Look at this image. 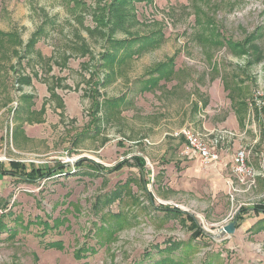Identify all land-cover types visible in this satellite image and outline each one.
Listing matches in <instances>:
<instances>
[{
  "label": "rangeland",
  "instance_id": "obj_1",
  "mask_svg": "<svg viewBox=\"0 0 264 264\" xmlns=\"http://www.w3.org/2000/svg\"><path fill=\"white\" fill-rule=\"evenodd\" d=\"M104 9L107 26L95 29ZM0 32V162L39 170L34 181L0 177V264H264V213L248 210L243 226L219 236L241 208L264 203L262 181L213 201L199 177L176 182L180 143L159 139L180 123L168 117L179 102L150 86L156 76L169 83L170 67L188 68L176 99L187 93L191 116L221 105L233 118L236 106L252 104L249 124L264 145V104L255 105L256 96L264 102V0H0ZM83 158L102 172L78 165ZM110 226L111 237L101 229ZM55 241L59 248L48 246Z\"/></svg>",
  "mask_w": 264,
  "mask_h": 264
},
{
  "label": "crops",
  "instance_id": "obj_2",
  "mask_svg": "<svg viewBox=\"0 0 264 264\" xmlns=\"http://www.w3.org/2000/svg\"><path fill=\"white\" fill-rule=\"evenodd\" d=\"M171 60L172 59L169 60L170 63L173 62V60ZM179 71L180 69L176 66L174 67V70L170 67L165 74L166 76H168L167 80L169 81V83L160 81L161 77L156 76L155 82L153 83V85H150L166 88V90L171 93V97L173 98L172 101L179 102L175 109H173L174 113H171L168 116H173V121L175 119H180V127L179 124L177 125L178 127L172 126V133L185 126H190L202 135H210L213 131L217 132L221 130H228L231 135H225L219 142L218 149L221 154L220 160L213 164L202 165L196 159L192 161H183V158L180 155V151L184 146V141L182 140V138L174 137L171 135V133L163 132L159 141L165 139L166 135H169L172 136V141L174 143H180V150L177 155H175L174 162H176V164L177 161L181 163V173L179 172V174L182 175V178H180V180L176 182H184L187 178H189L188 180H190V178L199 177L201 180H203L207 190H209V196L211 200H214V198H216L219 193L225 190L227 191V193H233V196L231 198L232 200H234V197L239 198L241 195L253 193L257 189V184L261 180L259 177L256 178L255 185L247 187L246 185L237 184V180L229 170L231 154L239 147H245L249 151L248 160L251 164L254 165L256 171L259 172L262 167V161L264 160V151H260L261 148L264 147L263 138L261 137L262 134L260 131L257 132L254 124H249V111L252 109V104H250L249 108H247L244 103L241 104L242 106H236L233 110V118L230 114H226L228 109H226L225 111L221 110L222 108H225L221 105L219 106V109H211L210 107H208V105H205V107L202 108L201 105H199V108H195L194 114L191 116L189 104L187 103L188 99L185 98L188 96L187 93H185V96L181 99H176V97L178 96L176 91L181 89L182 92H185L184 90L188 89L187 85H189L190 83L189 69L185 68L183 69V71L181 70V73H179ZM207 80L214 82L215 79H213L212 75H210ZM197 82L198 85L202 84L201 77L198 78ZM226 91L228 92V94H230L232 89L228 86ZM184 100L186 101V103L184 102ZM60 101L63 107V101ZM230 101H232L231 98ZM58 108L60 107L58 106ZM174 115H176V117ZM252 122H254L253 114ZM160 127L161 126H157V129H159ZM148 143H150L149 140ZM251 150H253L252 156ZM229 181L233 183L234 189H231ZM169 184H172V188H174V186H177L175 182H170ZM185 190H189V187ZM258 205H264V203L261 202L255 204L254 206L252 205L249 207H245L246 212H244V214L247 213L248 210H252L257 214L264 213L263 211L256 210L255 207ZM244 214L240 211L237 213L239 224H237L236 229L240 226L241 222V225H244ZM241 216L244 217V219H239ZM259 218L257 217V220Z\"/></svg>",
  "mask_w": 264,
  "mask_h": 264
},
{
  "label": "trees",
  "instance_id": "obj_3",
  "mask_svg": "<svg viewBox=\"0 0 264 264\" xmlns=\"http://www.w3.org/2000/svg\"><path fill=\"white\" fill-rule=\"evenodd\" d=\"M125 1L126 0H120V2H123V3ZM137 1H139V0H137ZM79 5L80 4H78V2H77L74 6L76 7V6H79ZM104 10H106V9H104ZM108 10H110V9H108ZM116 12H118V11H116ZM107 14H108V11L106 10V14H104V11H103V13H99L97 15V19H96L97 21H95V22H97V24H96L97 26L95 27V29H100V27L107 26L106 25V20H104L105 17L107 16ZM121 20H122L121 18L118 20L119 26H121L122 23H123ZM41 33H42L41 29H38L36 32H34L33 36L30 38V40H29L28 44L26 45V47H33L36 44V42H37V37ZM0 34H3V33L0 32ZM5 35L6 36L9 35V38H11V39L12 38L13 39L17 38V36L14 35L13 33H6ZM15 42L19 43L20 45L22 44V40L21 39L19 41H18V39H16ZM123 43H124V41L123 42L121 41V42H118L117 44L120 45V44H123ZM153 44H156V42L153 43ZM84 49L87 50V48H85V47H84ZM106 55H107V59L109 60V65L111 66V64L115 61V59H114L113 56H110L108 54H106ZM106 55H102V57H105ZM21 80L27 83V82H29V77H21ZM90 94H87V95H89L90 98H91L92 113H94V115H96V113L98 112V110L100 108V103L97 102V98H96V97H98V94L96 92H93L91 95ZM118 100H120V98H118L117 101ZM109 101L111 102V106H114V107L117 106V102H115L116 99L115 100H109ZM58 106L62 107L61 101H59ZM131 158L133 160V164L137 167V169L143 170L144 165H145L144 159L142 157H140V156H137V155L136 156H132ZM86 161L87 162H91L93 164L90 167L92 170H94L96 172H98V171L102 172V170L100 169L99 166H97V164H94L93 161H91L90 159H87V158L81 159L77 164L83 166L84 162H86ZM127 163H128V159H125L124 161H121L120 163H118V165L116 167L112 168V170H118L119 168H121L123 165H125ZM37 173L39 174V170L36 169V167L31 166L29 168L26 163H21V162H18L16 160H7L6 162H0V177L10 176L12 178H21L22 180H25V181H34L35 177L37 176L36 175ZM116 197H117V194L114 195V196H107L106 199H109V198L110 199H115ZM148 200H149V202L153 201L154 200L153 196L152 195H148ZM255 208H256L257 211H263L264 212V205H258ZM164 209L169 211V212H171V213H175V214H177L179 216L182 214L183 216L186 217L187 220L190 221L191 224H195L194 217L192 215H190L189 213L185 212V211H182V210L177 209L175 207H172V208L166 207ZM240 212L241 213L242 212L243 213L246 212V208H241ZM111 216H113L114 218L119 217L118 219H124L123 217L120 216V214H111ZM239 219L242 220V219H244V217L241 216ZM43 225H44V228L48 229V223H43ZM117 226L119 227V223H118ZM2 227H5V226H4V223H2L1 220H0V228H2ZM101 229L106 230L105 232H107L109 237L113 236L115 234V231H116V229L114 231L112 226H110L109 229H105L103 227ZM48 246L49 247H54V248H59L61 246V243L59 241L58 242L55 241V242L49 243ZM169 261H170L169 259H163V260H160L159 262H155L153 264H169Z\"/></svg>",
  "mask_w": 264,
  "mask_h": 264
},
{
  "label": "built area",
  "instance_id": "obj_4",
  "mask_svg": "<svg viewBox=\"0 0 264 264\" xmlns=\"http://www.w3.org/2000/svg\"><path fill=\"white\" fill-rule=\"evenodd\" d=\"M256 96V104L261 107L264 102ZM174 137H180L184 140V146L180 151L183 159L198 160L202 165H209L218 162L221 158L218 149L219 142L225 135H231L228 130L212 132L210 135H202L190 126H185L171 133ZM148 143V140H145ZM249 151L245 147H239L232 152L230 157L229 170L237 180V184L251 187L256 184V178L259 177L264 187V160L260 171H256L248 160ZM231 189H234L233 183L229 181Z\"/></svg>",
  "mask_w": 264,
  "mask_h": 264
},
{
  "label": "water",
  "instance_id": "obj_5",
  "mask_svg": "<svg viewBox=\"0 0 264 264\" xmlns=\"http://www.w3.org/2000/svg\"><path fill=\"white\" fill-rule=\"evenodd\" d=\"M237 224H239L238 221V215L236 214L232 221L228 222L224 226L219 229V236H224L225 234L231 235L236 229Z\"/></svg>",
  "mask_w": 264,
  "mask_h": 264
}]
</instances>
